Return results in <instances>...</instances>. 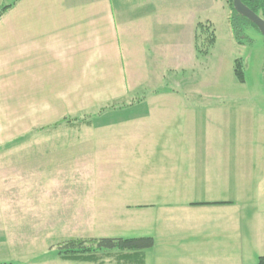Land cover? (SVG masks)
<instances>
[{
    "label": "rangeland",
    "instance_id": "1",
    "mask_svg": "<svg viewBox=\"0 0 264 264\" xmlns=\"http://www.w3.org/2000/svg\"><path fill=\"white\" fill-rule=\"evenodd\" d=\"M158 1L175 3L178 34L185 32L192 36L189 41L183 33L179 52L159 65L181 68L188 73L187 85L182 89L187 96L218 99L214 101L217 103L214 107L218 105L228 117L221 144L234 149L232 156H236L237 148L257 146L260 158H264L261 155L264 151V38L250 26L245 30L247 40H243V45L237 44L228 25L230 11L224 0ZM13 2L0 0V9ZM130 2L145 6L156 0ZM132 10L135 13V7ZM160 13L163 21L167 13L165 7ZM207 21L214 29L216 40L209 54L204 56L198 54L193 37L196 24ZM237 59L244 73L243 83L233 75L234 60ZM132 61L128 73L130 79L127 78L130 87L122 84L121 76V82L113 76L109 81L110 74H107L109 79L105 83L103 73L83 74L78 93L74 90L72 105L62 111L49 105V125L61 121L66 116L55 122L54 119L72 110L90 115L86 117L89 125L72 129L66 123L61 124L49 128V137L42 143L33 142L24 147L22 138H17L0 148V264H93L63 260L57 256V246L72 238L158 236L154 214L159 202L142 198L148 189L159 190L163 186L158 178L161 173L159 163L167 162V155L152 147L156 140L152 141L151 133L133 141L136 123L128 121L137 114L151 113L155 107L133 106L128 110L96 114L111 100L130 101V93L174 95L164 94L163 89H167L169 81L171 86L175 75H167L169 80L166 76L162 89L159 73L154 74V80H149L151 67L146 73L140 69L139 62H135L136 58ZM147 61L150 64L151 60ZM174 80V85L181 87L184 74ZM190 106L194 107L192 102ZM231 109L234 110L232 114ZM129 128L131 132L127 137L123 136ZM215 134L221 135L214 129H203L198 136L201 142L197 144H213ZM171 140L176 143L179 139L171 137ZM157 143L159 146L160 141ZM171 155L175 160V154ZM240 155L241 161L248 158L246 152ZM249 158L251 163H240L237 172L234 168L238 180L231 168H226L224 175V183L234 184L232 193L231 184L225 186L230 190L229 196L236 197L238 185L240 190L235 199L240 206L241 220L238 260H226L225 247L220 244L212 247L211 242L200 238L210 233L201 232L199 236L191 235L199 238L181 241L171 247H159L158 243L154 247V240L153 247L146 252L147 264H257V259L264 256V178L261 177L262 170L255 164L258 157L252 154ZM225 192L222 188V193ZM169 226H172L171 222ZM183 235L176 234L177 237ZM102 264H117L115 255L105 258Z\"/></svg>",
    "mask_w": 264,
    "mask_h": 264
},
{
    "label": "crops",
    "instance_id": "2",
    "mask_svg": "<svg viewBox=\"0 0 264 264\" xmlns=\"http://www.w3.org/2000/svg\"><path fill=\"white\" fill-rule=\"evenodd\" d=\"M164 7L167 13L161 21L160 12ZM176 18L175 3L169 1L156 0L152 5L140 6L130 0H18L0 17V148L21 137L24 147L48 139L49 105L59 107L60 111L72 105L74 90L78 93L83 74L103 73L105 83L112 76L121 82V76L122 84L130 87L129 66L136 58L135 62H139L144 72L148 73L151 67L147 79L154 80V74L159 73L162 89L166 76L175 75L171 86L169 81L167 89H163L164 94L174 95L154 93L140 101L137 99L133 106L147 105L155 109L128 119L136 123L133 141L151 133L152 141L156 140L152 147L167 155V162L159 163L160 172L165 173H159L158 177L163 186L159 190L148 189L142 198L159 202L154 214L158 231V236L153 237L154 247L157 243L159 247H171L206 232L210 235L200 238L207 239L212 247L224 246L226 260L237 261L241 220L240 206L235 199L240 190L238 185L236 197L229 196L234 184L224 183V175L226 168H231L238 180L236 172L240 163H251L249 157L254 154L258 157L255 164L264 178V158H260L257 146L237 148L236 156H232L234 149L221 144L228 117L225 110L218 105L214 107L218 99L187 96L182 91L187 85V72L159 65L165 64L181 48L179 42L185 32L178 34ZM185 34L192 41L191 34ZM147 59L151 60L150 64ZM183 74L182 86L176 87L174 79ZM191 102L194 107L190 106ZM72 111L54 122L64 116L73 118L80 112ZM229 111L232 114L234 110ZM67 125L75 127L74 123ZM206 128L221 135L215 134L213 144H197L201 142L198 136ZM130 132L129 128L122 135L127 137ZM171 137L179 140L173 143ZM158 140L160 145L156 146ZM243 152L248 158L241 161ZM171 154H175V160ZM261 155L264 157V151ZM229 184L230 190L225 188ZM220 187L226 192L222 193ZM178 233L185 235L177 237ZM147 251L144 264H147Z\"/></svg>",
    "mask_w": 264,
    "mask_h": 264
},
{
    "label": "trees",
    "instance_id": "3",
    "mask_svg": "<svg viewBox=\"0 0 264 264\" xmlns=\"http://www.w3.org/2000/svg\"><path fill=\"white\" fill-rule=\"evenodd\" d=\"M17 1L18 0H14L11 5H6L0 9V17ZM224 1L230 11L228 21L232 36L237 44L243 45V40H247L245 30L250 26L255 28L257 31L258 29L249 20L240 16L234 11L232 0ZM241 2L249 10L264 20V0H241ZM193 39L198 54L205 56L206 54H209L210 49L215 43L216 38L214 29L208 22L197 23ZM233 75L239 83L244 82V73L242 71L241 62L239 59L234 60ZM169 91L177 92L173 89H169ZM150 95H154V93L143 91L141 92V95H134L130 93L129 96L132 97L130 101L116 100L108 102L107 104L109 105L99 109L96 114L102 115L105 112L131 107L134 105L137 99L140 101L141 99H144ZM81 113L73 118L65 117L61 121L51 125L49 128H56L62 123H74L75 127L77 125L80 126L83 124L89 125L90 122L86 117H89L90 115H81ZM21 138L23 141V137ZM153 245L154 239L152 237L90 239L72 238L65 240L60 245H58L56 253L59 258L71 262L102 264L105 258L107 259L110 256L115 255L117 264H144V253L145 251L151 249ZM257 264H264V256H261L257 259Z\"/></svg>",
    "mask_w": 264,
    "mask_h": 264
},
{
    "label": "water",
    "instance_id": "4",
    "mask_svg": "<svg viewBox=\"0 0 264 264\" xmlns=\"http://www.w3.org/2000/svg\"><path fill=\"white\" fill-rule=\"evenodd\" d=\"M234 11L240 16L249 20L259 31L260 35L264 38V20L258 17L255 13L249 10L241 0H232Z\"/></svg>",
    "mask_w": 264,
    "mask_h": 264
}]
</instances>
